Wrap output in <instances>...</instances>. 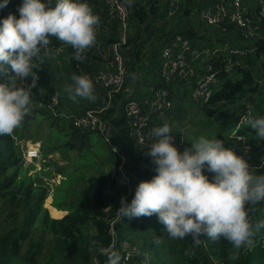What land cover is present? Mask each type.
<instances>
[{
	"label": "trees",
	"instance_id": "trees-1",
	"mask_svg": "<svg viewBox=\"0 0 264 264\" xmlns=\"http://www.w3.org/2000/svg\"><path fill=\"white\" fill-rule=\"evenodd\" d=\"M123 1L129 10L130 33L126 44L120 47L126 59L122 86L118 91L111 92L102 83L93 82L101 93L99 104L108 106V111L113 107L110 104L112 99L118 96L122 98L121 93L126 88L127 81L130 84L137 80L138 67L148 60L158 46L170 43L174 33L182 34L194 45L210 47L226 42L220 27H206L195 18L197 9L203 4L202 0L182 2L173 16H167L165 13L166 0ZM20 2L21 0H9L5 7L0 8V17L10 12L18 16L17 6ZM88 3L93 12L99 16L95 43L83 54L82 60L76 61L72 59L71 46L53 39L49 43L52 45L50 55L46 57L42 55V63L35 64L37 67L34 72L38 79L36 86L30 89L33 112L25 116L24 124L14 129L11 135H0V196L16 203L21 207L22 213L19 221L16 222L12 210H8L10 222L0 233V264H91L94 256H97L99 263L102 264L104 260H107V256L97 254V250L107 247L112 236L117 245L122 240H126L130 244L135 243L142 254L151 251L148 262L143 263L139 255L128 264H264V227L254 231L251 247L242 246L236 249L223 238L211 240L201 236L198 245L193 244L191 236L183 239L172 238L155 215L119 217L116 208L119 207L121 196L130 201L137 183L140 180L150 179L154 175L151 158L147 155L132 153L126 158L119 149H117L118 153L111 151L114 156L113 166L109 164L110 168L107 172L80 175L76 174V171H65L64 179L52 188L51 193L42 186L33 184L28 173L32 169L25 173L22 171L23 153L22 149H19L17 140L22 137L28 120L37 113L50 119L47 129L44 130L47 131L46 135L41 138L42 144L39 150L48 147V143L53 141L56 151L73 150L75 152L73 158H75L88 146L90 133L102 136L96 130L74 127L71 119L66 117L68 114L64 113L66 110L62 108L60 98L54 106L55 111L50 108L52 95L61 90L60 79L53 76L54 71L49 69L51 57L55 61L64 60L76 74L91 75L110 60V56H104L103 51L118 40V24L108 18L104 2L88 0ZM160 22L166 23L167 28L160 27L158 25ZM198 25L201 26L200 30L197 29ZM232 28L231 25L228 26V31ZM263 28L264 20L261 29ZM152 38L155 42L151 43ZM249 46L253 47V51L246 57L249 68H239L236 71L238 78H232L224 72L226 57L223 55L209 59L211 71L218 77L221 85L211 94L208 102L197 107L209 118L217 116L219 106L227 105L230 110L235 111L231 113L230 119L235 123V130L229 133L219 130L213 138L221 139L226 147L232 148L247 161L251 172L259 175L264 174V140H259L255 136V131L239 123V120L245 113H249L252 117L264 116V30ZM50 74L57 80L54 78L53 84L42 89L40 79ZM154 76L153 86L167 87L171 100L175 99L179 102L182 99H190L189 94L194 86L192 80L189 82L179 80L178 82L182 84L180 92L177 85L172 86L171 83L167 84L160 79L156 71ZM7 79L8 76H5L0 78V81L6 82ZM31 79V77L25 78L27 85L30 84ZM16 83L21 86L18 80ZM46 83L45 80L43 84ZM252 90L254 92L249 94ZM175 96L177 98H174ZM127 100L128 97L122 103ZM233 104L234 106H229ZM99 107L87 105L81 112ZM50 132H55L56 136L53 139L52 135L48 136ZM130 150L131 144L129 151L125 154L131 153ZM40 155L42 157L41 153ZM122 155L125 157L122 166L130 177L133 190L130 196L125 195L124 186L117 184L115 177L111 176L112 170L118 172L117 167L121 163ZM43 157L47 158V156ZM89 165L85 164L83 167ZM48 172L46 171L45 174ZM82 183L83 186H81ZM106 187H112L113 192L105 193ZM48 196L51 197L52 212L61 215L59 211L61 210L64 214L59 217L49 215L47 208L43 206ZM248 215L254 225L264 221V201L249 205ZM110 228L113 235L109 232ZM159 241L163 242L158 244ZM158 247L161 248L157 249ZM162 248H166L168 254L175 256L173 261L161 255L162 252L164 253Z\"/></svg>",
	"mask_w": 264,
	"mask_h": 264
},
{
	"label": "clouds",
	"instance_id": "clouds-1",
	"mask_svg": "<svg viewBox=\"0 0 264 264\" xmlns=\"http://www.w3.org/2000/svg\"><path fill=\"white\" fill-rule=\"evenodd\" d=\"M8 2L0 0V8ZM17 12L18 16L10 12L0 17V78L8 76L0 81V135H11L29 114L31 90L16 80L31 77V86H36L34 60L49 38L71 46L72 59L80 61L95 43L99 24L88 0H21ZM71 80L65 89L70 99L95 98L87 75L73 74ZM240 120L264 140V116L243 115ZM172 132L168 122L151 128L146 155L154 175L137 183L130 201L121 196L117 215H155L170 237L191 236L194 245L206 236L223 238L236 249L251 247L254 231L264 227V221L254 225L248 206L264 201V174L251 172L247 161L219 138L200 135L178 150ZM99 252L107 256L106 264H120L121 255L114 248Z\"/></svg>",
	"mask_w": 264,
	"mask_h": 264
},
{
	"label": "built area",
	"instance_id": "built-area-1",
	"mask_svg": "<svg viewBox=\"0 0 264 264\" xmlns=\"http://www.w3.org/2000/svg\"><path fill=\"white\" fill-rule=\"evenodd\" d=\"M106 7V14L110 20L117 22L118 40L107 46L103 53L110 56L106 64L87 76L94 83H102L111 92L118 91L123 83L125 74V57L120 47L126 44L130 33L129 10L123 0H102ZM187 0H166L165 13L173 16L179 5ZM202 6L196 11V19L206 27H220L226 42L219 46L194 45L192 41L180 33H174L170 43L162 44L158 49V65L155 69L159 78L165 83L177 85L180 89L182 84L179 80L193 81L194 86L189 94V101L192 104L202 105L208 102L211 94L221 85L220 80L211 71L208 61L213 56L223 55L226 57L224 72L230 77L239 68H249L246 57L253 51L249 46L251 42L261 35L262 22L264 20V0H202ZM54 2V0H53ZM233 28L228 31V26ZM50 42L55 39L50 37ZM52 52V45L41 50L40 58L35 64L42 63V55L49 56ZM221 53V54H220ZM37 67V66H35ZM20 85L25 88H32L31 83L26 84L25 79L17 78ZM181 92V91H180ZM180 95V94H179ZM177 95V96H179ZM59 102L58 92L51 97L50 107ZM174 110V100L170 99V91L167 87L151 86L149 94L141 98L133 97L123 103V114L127 119L129 129L128 135L131 142L130 152L146 155V145L152 139L150 135L151 121L155 117L167 118ZM103 108H89L77 115L68 114L74 127L96 130L101 133L103 139L108 143L112 152L118 153L117 147L111 143V125L102 116ZM143 141V143H141ZM115 148V151H113ZM40 155L39 143L28 146L23 152L24 164L32 163ZM148 156V155H147ZM125 157L121 156V163L117 167V173L111 171L117 184L124 186L125 195H132V185L129 175L124 171L122 163ZM112 187H106L105 193L111 194ZM109 232L113 235L112 228ZM114 248L121 255L120 264H128L134 257L148 262V252L140 253L138 246L122 240L116 244L114 236L107 247ZM99 248V249H101ZM99 249L97 254H100ZM104 260L102 264H106ZM91 264H100L97 256H94Z\"/></svg>",
	"mask_w": 264,
	"mask_h": 264
},
{
	"label": "rangeland",
	"instance_id": "rangeland-1",
	"mask_svg": "<svg viewBox=\"0 0 264 264\" xmlns=\"http://www.w3.org/2000/svg\"><path fill=\"white\" fill-rule=\"evenodd\" d=\"M197 29L200 30L201 26L198 25ZM152 42H155L154 38L151 39V43ZM52 67L53 70H55L53 76L55 75V77L60 79L62 88L66 89L70 85V83H67L68 81L66 80L65 73H63L62 71L70 69L67 63L62 59H58L55 62L53 61ZM231 77L238 78L239 76L233 73L231 74ZM55 80L57 79L55 78ZM44 81L45 77L40 79L42 89L47 88L49 85H51V82H48L44 85ZM60 91L58 90L59 98ZM180 91H182V86ZM253 92L254 90H252V92H249V94H252ZM66 96L67 100L73 101L69 98L68 93ZM174 98H177V96H175ZM83 99L84 98L77 97L74 102L78 104L82 102ZM62 103L65 105L64 101H62ZM229 106H234V104ZM50 108L55 111L54 106ZM31 112H33L32 108H30V112L26 116H29ZM172 113L173 114L170 117L171 123H169V125L171 126V129L173 131L171 133L173 137L172 142L175 144L178 150H183V148L189 147V140L195 139L200 135L213 138L219 130H222L224 133L233 132L235 130V123L230 120L231 113H235V111L230 110L227 105L219 106L217 116L215 115L209 118L203 112H201L196 104H192L189 100L182 99L179 102H176V100L174 99V110ZM243 115L250 114L245 113ZM227 116H229V118ZM25 119L26 118H24V120ZM49 120V118L43 117L38 113L28 120L26 128H24L22 137L17 140L19 149H22V153L28 146L33 145L34 143H39V146L40 144H42L41 138L46 135L45 132L47 131L44 130L47 129ZM167 122L169 121L167 120ZM239 123H241V120H239ZM23 124L24 122L22 121L21 126ZM40 134L42 137L40 136ZM51 135L53 136L52 139L56 136L55 132H50L48 134V136ZM56 150L57 149L54 147V142L50 141V143H48V147L40 148L42 157L41 155H39V157L36 158L32 163L24 164L22 167V171L24 173L29 169H32L30 171L31 173L29 171L28 173L30 174V179L33 184L42 186L44 189L49 191V193H51L52 188L58 182H62V180L64 179V174H66L65 171H76V174L79 173L80 175H91L99 172H107V170L110 168L109 164L113 166L112 161L114 156L111 152V148L103 139V137L98 135L97 133L89 134L88 146L85 147L83 151L80 152V154H78V156H76L75 158H73V155L75 154L73 150L68 152H59ZM124 155L126 156V158H128L132 155V152ZM43 156H47V158H44ZM72 158L73 160H71ZM85 164L90 165L88 167H83ZM41 170L42 172H40ZM46 171H49L48 174H45ZM81 186H83V183ZM50 198L51 197L48 196L44 200L43 206L47 208L48 213L51 217L61 216L63 212H61V215H56L52 212V207L50 206ZM20 209L21 207H19L16 203L7 201L6 197L0 196V233L2 232L3 228H6V226L10 222V217L7 215L8 210H12V215L16 219V222H18L19 218L22 215ZM162 242L163 241H159L158 244ZM203 244L205 245V242ZM160 248L161 247H158L157 249ZM162 250L164 251V253L162 252L161 255H163L164 258H168V260L170 261L174 260L175 256L168 254L166 252V248H162ZM147 252V256L149 259L151 258V251Z\"/></svg>",
	"mask_w": 264,
	"mask_h": 264
},
{
	"label": "crops",
	"instance_id": "crops-1",
	"mask_svg": "<svg viewBox=\"0 0 264 264\" xmlns=\"http://www.w3.org/2000/svg\"><path fill=\"white\" fill-rule=\"evenodd\" d=\"M165 24L166 23L163 24V22L158 23L160 27L166 26L167 28V25ZM160 46H158V48H156V50L152 52V55L149 56L148 60L144 61L138 67L137 80L130 84H128V81H127V85L125 86L126 88L121 93L122 98L118 96L112 99L110 104L113 107L109 109V111H108V108H109L108 106H106L105 104H103L105 106L99 104L100 99H101V93L97 89V86H94V97H95L94 99L89 100V99L84 98L82 102L77 104L74 101L67 100V96H66L67 92L65 91L64 88H62V85H61L60 89L62 88V90L60 91V104L62 108L66 110V112L64 113L71 114V115H77L81 112L82 109L87 107V105L100 106L99 108H103L102 116L105 119H107L111 125V139H112L113 145H115L117 149H119V151H121L122 153L124 154L127 153L129 151L131 142H130L129 135H128L129 125H128L126 117L123 114V103L122 102L123 100H126L127 97L128 98L133 97L135 99H138V98H141L149 94L150 87L153 86L152 83L154 82V78H155L154 67L156 66V62L158 60V49L160 48ZM96 49L98 50L97 47ZM53 61L55 62V60H53L51 57L49 69L55 72V70H53V67H52ZM62 72L65 73L66 80L68 81L67 83H70L71 85L73 83L71 80V76L74 74L73 70L67 69V70H63ZM69 73L71 76L69 75ZM53 79L54 78L53 76H51V74L46 75L45 77V80L47 83L51 82V84H53ZM62 101L65 102V105L62 103ZM74 108H77L78 110ZM172 114L173 113L169 114L168 119L167 118L161 119L159 117L153 118L151 121L150 127L153 128L154 126H161L164 122H167V120L169 121L168 123H171L170 117ZM59 211L63 212L64 214V211H61V210Z\"/></svg>",
	"mask_w": 264,
	"mask_h": 264
}]
</instances>
